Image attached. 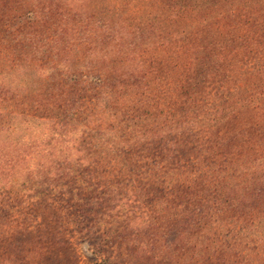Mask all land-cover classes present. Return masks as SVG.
<instances>
[{"label": "trees", "instance_id": "trees-1", "mask_svg": "<svg viewBox=\"0 0 264 264\" xmlns=\"http://www.w3.org/2000/svg\"><path fill=\"white\" fill-rule=\"evenodd\" d=\"M179 1L0 0V264H69L72 238L218 264L264 233L261 33Z\"/></svg>", "mask_w": 264, "mask_h": 264}, {"label": "rangeland", "instance_id": "rangeland-1", "mask_svg": "<svg viewBox=\"0 0 264 264\" xmlns=\"http://www.w3.org/2000/svg\"><path fill=\"white\" fill-rule=\"evenodd\" d=\"M179 2V11L185 15L186 23L180 22L184 23L183 26L189 25L192 29L225 27L255 30L261 33L260 41L261 45H264V0H180ZM261 59H264V54L252 58L250 63L257 66ZM259 77H264V68L260 71ZM162 103L166 102L163 99L158 101L156 111L159 112ZM261 109L264 113V106ZM241 116L245 120L249 116V119H252L254 115L248 108H245ZM255 117V124L260 129L261 126L264 127V117L262 115H255ZM262 139L264 143V134ZM261 149L264 150V144ZM259 230L264 231V208L259 220ZM234 237L237 235L234 234ZM226 239H229V234H226ZM243 239H251L249 248L242 245L243 241L241 240ZM71 241L73 256H70L69 264H74V259L75 264H101L103 256L111 251V248H100L104 250L98 252L97 248H87L85 243L78 242L74 238ZM99 243L102 242L99 241ZM110 255L113 256V254ZM217 257H219L218 264H264V233L249 232L246 236L242 235L236 251L234 248L226 252L221 251Z\"/></svg>", "mask_w": 264, "mask_h": 264}]
</instances>
